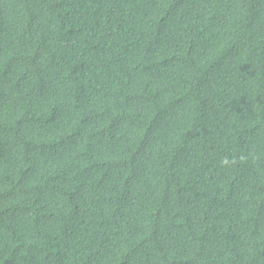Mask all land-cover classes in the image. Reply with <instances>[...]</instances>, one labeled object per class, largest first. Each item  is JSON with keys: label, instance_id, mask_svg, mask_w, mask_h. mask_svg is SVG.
<instances>
[{"label": "trees", "instance_id": "trees-1", "mask_svg": "<svg viewBox=\"0 0 264 264\" xmlns=\"http://www.w3.org/2000/svg\"><path fill=\"white\" fill-rule=\"evenodd\" d=\"M0 264H264V0H0Z\"/></svg>", "mask_w": 264, "mask_h": 264}]
</instances>
